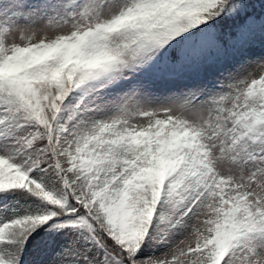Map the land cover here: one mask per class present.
<instances>
[{
    "label": "snow or ice",
    "instance_id": "6c2138e0",
    "mask_svg": "<svg viewBox=\"0 0 264 264\" xmlns=\"http://www.w3.org/2000/svg\"><path fill=\"white\" fill-rule=\"evenodd\" d=\"M0 264H264V0H0Z\"/></svg>",
    "mask_w": 264,
    "mask_h": 264
}]
</instances>
